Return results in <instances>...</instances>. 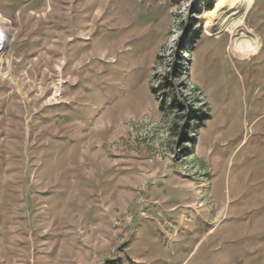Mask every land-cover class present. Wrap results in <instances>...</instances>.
Instances as JSON below:
<instances>
[{"label": "rangeland", "instance_id": "1", "mask_svg": "<svg viewBox=\"0 0 264 264\" xmlns=\"http://www.w3.org/2000/svg\"><path fill=\"white\" fill-rule=\"evenodd\" d=\"M218 2L0 15V264H264V0Z\"/></svg>", "mask_w": 264, "mask_h": 264}, {"label": "crops", "instance_id": "2", "mask_svg": "<svg viewBox=\"0 0 264 264\" xmlns=\"http://www.w3.org/2000/svg\"><path fill=\"white\" fill-rule=\"evenodd\" d=\"M0 1H3V0H0ZM3 2H6V3H9L7 6L6 5H3L1 6L2 9H0V15L3 17L4 15L6 16V12L8 13L7 16H9L10 18H12L13 20H17V14L19 12H21V9L23 11V13H29V12H35V10L37 11L38 9H41V8H44L45 5L47 6V0H4ZM12 3H15L14 5H12ZM3 8H5V10H3ZM20 9V10H17L16 12H14L16 9ZM24 17V15L22 16ZM20 19V18H19ZM77 18H76V23H77ZM0 23H4L1 19H0ZM5 27H6V30H7V35L6 36H3V38L1 37V40L0 41H3V46L5 48V50L7 51L8 50V47H9V44H10V36L11 35H14V32L7 26L6 23L3 24ZM7 38V39H6ZM7 42H6V40ZM13 40V38H12ZM73 44V47L70 45V50H72L69 57H71L72 53H74V56L73 57H78V56H84V55H87L89 54L90 52H85L83 51L82 49V45H77L75 47V44ZM8 52V51H7ZM52 142H55V143H58L61 147L64 146L65 148H67L69 151H71L72 147L71 145H64V141H61L59 138H52L50 139ZM47 145H45L44 147H46ZM44 147H39L37 152H39V166L37 167V170H41L43 165H44V162L42 161V156H43V148ZM36 149V148H35ZM40 149L42 151V154L40 153ZM0 154H3V153H0ZM8 166V165H7ZM49 166V165H48ZM47 166V167H48ZM51 168V167H49Z\"/></svg>", "mask_w": 264, "mask_h": 264}, {"label": "bare ground", "instance_id": "3", "mask_svg": "<svg viewBox=\"0 0 264 264\" xmlns=\"http://www.w3.org/2000/svg\"><path fill=\"white\" fill-rule=\"evenodd\" d=\"M241 4H242V0H219L215 10L208 16L207 27L210 28L211 26L214 25H220L222 20H224L226 16L230 14L233 10L239 8ZM243 27H245V22L241 19H237L235 23L231 26L230 33L233 36H236V32ZM233 45L236 47L239 53L241 52L242 54L246 52L245 48H242V46H240V43L237 40L234 41Z\"/></svg>", "mask_w": 264, "mask_h": 264}, {"label": "trees", "instance_id": "4", "mask_svg": "<svg viewBox=\"0 0 264 264\" xmlns=\"http://www.w3.org/2000/svg\"><path fill=\"white\" fill-rule=\"evenodd\" d=\"M214 9V5H213V2H207V10L209 11V10H213ZM212 13V12H211Z\"/></svg>", "mask_w": 264, "mask_h": 264}]
</instances>
